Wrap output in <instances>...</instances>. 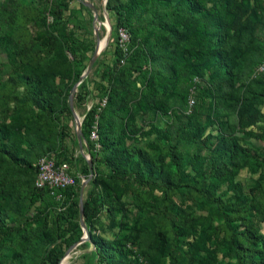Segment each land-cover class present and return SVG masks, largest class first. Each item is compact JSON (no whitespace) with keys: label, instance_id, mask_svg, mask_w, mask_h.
Returning a JSON list of instances; mask_svg holds the SVG:
<instances>
[{"label":"trees","instance_id":"1","mask_svg":"<svg viewBox=\"0 0 264 264\" xmlns=\"http://www.w3.org/2000/svg\"><path fill=\"white\" fill-rule=\"evenodd\" d=\"M70 1L49 0L43 13L51 17V23H47L45 16L42 18L48 36L39 31L33 41L42 47H48L54 40L60 42L57 52L60 62L67 61V54L76 62L81 49L68 31L66 12ZM39 2L42 4L44 0ZM106 10L114 16L117 31L125 30L129 40L125 52L117 44L113 68L104 75L107 83L102 88L104 106L89 109L81 123V136L93 168L104 165L109 171L107 180L113 186L105 194L97 181L92 180L82 201V221L89 239L85 244L93 245L95 264H166L167 259L169 264H214L215 253L197 235L201 220L191 214L189 206L183 208L174 203L167 194L171 191L197 204L212 206L224 216L225 224L215 230L226 235L229 255L237 264H264V235L250 225L236 232L230 226L236 219L230 216L233 213L230 203L223 200L232 193L243 201L241 185L235 177L247 163L264 169V150H254L250 155L238 143L235 128L223 120L224 115L240 107L255 113L253 105L264 103V89L255 88L261 84L259 75L252 76L264 61V0H108ZM18 13L11 21L13 24L0 20V45L6 47L8 64L15 69L27 65L21 73H9L10 80L23 85L25 94L16 102L13 120L0 128V163L8 170H28L35 174V180L36 163L42 156L51 152L62 155L65 151L67 134L60 116L71 115L68 97L81 71L69 70L72 83L60 90L54 84V76L30 60L25 47L16 62L11 48L14 36L20 34L26 45L32 43L27 26L39 12L21 4ZM34 22L39 25L37 20ZM19 26L22 31L16 29ZM204 65L210 66L209 83L197 90L195 98L199 103L195 111L188 113V89L193 82L185 74L193 72L204 77ZM28 67L40 70L39 78ZM56 69L62 75L63 69L60 66ZM116 72L121 73L120 80L114 77ZM130 94L137 98L136 110L169 116L170 121L164 128L141 134L155 136L147 144L148 149L167 155L174 172L166 164L155 165L144 149L128 143L135 135L131 130ZM170 97L178 101L175 106L168 104ZM244 116L246 122L242 125H247L251 114ZM213 121L217 123L216 135L208 134L200 141L208 123ZM94 127L99 149L90 140ZM187 143L194 147L187 163L196 172L193 176L184 173L181 149ZM82 172L87 176V167ZM129 178L148 191L159 189L163 193L155 212V240L151 246L137 251L129 249L123 241L106 243L91 235L92 226L106 209V203L115 202L121 196L117 180ZM80 185V179L74 177L73 185L61 191L63 199L59 201L44 189L34 187L29 193V212H33L25 217L26 222L45 224V198L50 203L57 202L59 208L69 204L66 212L57 215L54 221L55 226L66 223V230L58 232L55 238L45 234L44 240L34 246L29 264H59L64 254L62 246L79 242L82 229L76 198ZM17 187L9 171L4 174L0 171V210ZM254 209L261 219L260 210ZM14 229H19L15 221L0 213V235L14 234ZM191 235L194 239L189 242ZM203 235L205 240L211 239L208 230ZM164 239L169 242L165 244Z\"/></svg>","mask_w":264,"mask_h":264},{"label":"rangeland","instance_id":"2","mask_svg":"<svg viewBox=\"0 0 264 264\" xmlns=\"http://www.w3.org/2000/svg\"><path fill=\"white\" fill-rule=\"evenodd\" d=\"M84 3H89L95 7L97 12L96 21L94 20L93 11L85 6ZM107 3L108 0H72L69 2L66 12L68 31L73 34V37L81 49L78 55L79 58L76 62L69 54H67V61L60 62L57 56L59 46L61 45L60 42L54 40L48 47H42L38 45V42H33L39 31L45 32L48 36L47 32L49 31L45 30L42 24V18L45 16L47 23H51V17L48 16L47 13H43V7L49 4V0H44L42 4H40L39 0H0V20L7 24H13L11 21L19 16L18 8L21 4L28 5L30 8L38 10L39 14L34 20H37L39 25H36L34 20H32L27 26L28 33L30 34V41L32 43L26 45L23 43L24 39L20 34H16L14 36V45H12L11 48L14 52L13 54L16 58V62H18V57L24 52L25 47L30 60L32 59L37 62V68H46L48 73L54 76V84L60 90H65V88L72 83L68 76L69 70L81 71V75L86 72L97 45L95 36L96 30L98 40L100 42L103 40L105 41V46L97 54L89 74L80 83H78V81L74 83V85L76 83L78 85L72 93V106L74 113L81 123L85 113L91 108L100 106L102 100L105 99L102 91V88L107 86L104 75L109 73L113 68L116 58L114 53L115 48L120 42L114 16L106 10ZM250 7H253L252 2H250ZM16 29L19 31L23 30L20 26L16 27ZM52 36L55 38V34H52ZM151 44L152 43H150V45ZM127 46L128 42L125 43L123 48L127 49ZM26 66L25 64L22 65L21 68L15 69L13 66L9 65L7 62L6 47L0 45V128L8 126L13 120L15 117L13 110L16 106V102L23 98L25 94L23 85L19 82L10 80L9 73H12V75L21 73L22 68H26ZM57 66L63 69L62 75L57 74ZM204 67V77H198L193 72L185 74L194 82L188 89L189 93V90L194 87V96L197 90L207 86L209 83V74H211L209 72L210 66L204 65ZM37 68L28 67V70H30V72L35 71L34 76H38L39 78L40 70ZM252 76L258 75L253 72ZM114 77L120 80L122 75L120 72H116ZM132 79L133 77L131 80ZM194 79H196V81H194ZM258 79L261 81V84L256 85L255 88L257 90H261V88L264 89V73L259 74ZM9 88H11L10 92L8 91ZM129 97L132 116L131 130L135 135L133 136V141H128V143L133 142L144 149L153 158L155 165L166 164L170 167V171L174 172L175 168L170 166V159L167 155L160 154L159 152H152L148 149L147 144L155 140V136H142L147 130L164 128L170 121L169 116L159 112L138 111L136 110L137 98L131 94ZM195 99L197 105L199 100L197 98ZM167 102L170 106H175L176 103H178L175 98L171 97L168 98ZM253 107L256 111L255 113L240 107L237 111L227 113L223 116V120L235 128L236 137L240 146L245 148L250 155L254 150H264V118L262 117L264 115V103L253 105ZM195 108H193L190 113L195 111ZM245 113L251 114V116L247 125H242L246 122ZM60 120L67 134L64 141L65 151L62 155L55 152L51 153L55 156L56 160L66 161L72 178L78 177L82 184L89 176V173L87 176H84L82 171L86 167L88 169L90 152L82 136L80 144L78 143L76 137L77 124L74 116L65 113L60 116ZM205 123H207V121H204V124ZM216 128L217 123L215 121L208 123L206 131L203 136L200 137V141L208 134L214 137L216 135ZM186 147H188V149H186ZM193 151L194 147L191 143H187L181 149V153L184 156V173L192 176L196 175V172H193L187 163ZM201 154L203 155L204 151H202ZM262 155L264 156V152ZM6 165L5 163V166ZM1 166L2 164L0 163L1 173L4 174L9 171L18 187L14 195L9 198L5 207L0 210V213L1 216H7L8 219L14 220L19 226V229H14L16 230L14 234H9L7 236L0 235V264H29L34 256V246L42 239L44 240L45 234L55 238L58 232H64L66 230V223L55 226L54 221L57 215L66 212L69 204L65 203L59 208L57 202L50 203V200L45 198L43 209V213L46 215L45 224L40 225L32 221L26 222L25 217L32 215L33 212H29L28 199L29 193L34 188L35 174L24 169L8 170L6 167ZM108 174L109 171L104 165L99 164L96 166V169H94L92 165V177L84 187L82 200H84L92 180L97 181L99 189L105 194H107L108 190L111 191L113 186L107 180ZM189 178L190 177L185 178V180L187 181ZM117 181L121 188V196L115 202L108 201L106 203V209L99 215L92 226L91 235L95 238L102 239L106 243L123 241L127 243V247L133 251L151 246L155 240L153 224L156 222L155 212L160 206L159 203L163 196L162 191L159 189H154L152 192L150 190L148 191L147 188L140 186L130 178L123 181L119 179ZM235 181L241 185L242 191L240 198H243V201H240L232 193H228L223 198L224 201L230 203V207L233 211L230 216L236 218L230 226L236 230V232H242L246 226L250 225L264 235V169L247 163L235 177ZM167 194H169L168 196L171 197L170 199L179 206L183 208L189 206L188 209H190L189 211L191 214L201 220L202 223L197 229V235L200 240L205 241L207 248L215 253L214 256L216 259L214 264H237L235 259L231 258L229 255L226 235L222 231L218 232L215 230V227L225 224L224 216L217 211L216 208L203 202L202 204H197L179 192L171 191ZM79 201L80 188L78 197L76 198V207L79 206ZM254 207L258 208L262 213L261 219H259L260 215ZM206 230L210 233V240L209 238L206 240L204 239L205 237L203 234L204 232L206 233ZM85 237H87V240L82 243L76 242L70 247L66 245L62 246L64 254L59 264H95L92 255L93 245L85 244L89 241L88 232L82 230L81 238ZM193 239L194 237L191 235L188 241L191 242ZM164 241L165 244L169 242L166 239H164ZM180 253L183 252L180 250ZM262 259L264 260V251L262 253ZM182 261L183 260L180 262ZM166 264H169L168 259Z\"/></svg>","mask_w":264,"mask_h":264},{"label":"built area","instance_id":"3","mask_svg":"<svg viewBox=\"0 0 264 264\" xmlns=\"http://www.w3.org/2000/svg\"><path fill=\"white\" fill-rule=\"evenodd\" d=\"M118 36L120 41L119 47L125 51L126 49L123 47L129 40L128 34L125 30L119 29ZM261 73H264V61L254 70V74L259 75ZM194 81H196V79H194ZM104 104L105 99L102 100L100 105L104 106ZM195 105L196 99L194 96V87H192L188 94L187 112L190 113ZM90 140L94 143L95 148L99 149L95 127L90 133ZM73 183L74 179L70 175L68 164L66 162H57L53 154L44 155L37 161L36 177L34 180L35 188L47 190L50 195L54 196V198L59 201L63 199L61 191L73 185Z\"/></svg>","mask_w":264,"mask_h":264},{"label":"water","instance_id":"4","mask_svg":"<svg viewBox=\"0 0 264 264\" xmlns=\"http://www.w3.org/2000/svg\"><path fill=\"white\" fill-rule=\"evenodd\" d=\"M85 6H87L88 8H90L93 13H94V20L96 21L97 19V12H96V9L93 5L89 4V3H84ZM95 36H96V40H97V45L94 49V52H93V56L91 57L90 59V62L87 66V69H86V72L81 75L79 77V80H78V83H80L90 72L91 68H92V65L94 64V61L96 59V56L97 54L100 52V48H99V45H98V34H97V30L95 31ZM78 84L76 83L72 89H71V94L69 95V98H68V101H69V108H70V112L71 114L74 116L75 120H76V124H77V133H76V137H77V140H78V143L80 144L81 142V122L78 120L76 114L74 113V110H73V106H72V98H73V91L75 90L76 86ZM88 173H89V176L87 178V180L85 182H83L80 186V201H79V208H80V212H79V219H80V226H81V229L84 231V232H87V228L85 227L83 221H82V194H83V190H84V187L86 186L87 182L90 180V178L92 177V162L91 160H88ZM87 240V237L85 238H80L79 242L78 243H82L84 241Z\"/></svg>","mask_w":264,"mask_h":264},{"label":"bare ground","instance_id":"5","mask_svg":"<svg viewBox=\"0 0 264 264\" xmlns=\"http://www.w3.org/2000/svg\"><path fill=\"white\" fill-rule=\"evenodd\" d=\"M98 45H99L100 50H102L105 46V41L104 40L102 42L99 41Z\"/></svg>","mask_w":264,"mask_h":264}]
</instances>
